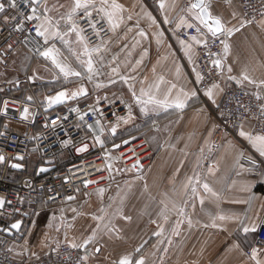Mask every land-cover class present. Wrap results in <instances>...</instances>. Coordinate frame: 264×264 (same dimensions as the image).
Returning a JSON list of instances; mask_svg holds the SVG:
<instances>
[{
    "label": "crops",
    "instance_id": "obj_1",
    "mask_svg": "<svg viewBox=\"0 0 264 264\" xmlns=\"http://www.w3.org/2000/svg\"><path fill=\"white\" fill-rule=\"evenodd\" d=\"M54 2L48 0L49 7ZM65 2L60 0V3ZM194 2L166 0V7L161 9L160 0L151 9L142 0H118L127 10L123 14L125 23L112 32L111 38L130 37L135 47L136 41L142 37L144 45L140 54L145 50L148 53L144 56L143 65L139 66L141 73L134 80L131 79L134 84L136 81L139 84L137 95L144 88L158 100L167 98L171 101L183 88L189 93L195 90L196 96L190 97L182 110L169 108L166 111H152L154 106L148 105L150 111L144 115L140 111L141 106L137 103L134 105L132 120L135 123L143 122L144 125L149 122L147 124L150 126L158 122L160 125L158 131H149L148 134L155 151L152 162L141 175L124 171L123 180L126 181L119 187L105 188L102 197L97 190L81 192L69 203L47 212L48 223L51 224L49 228L64 230V233L53 235L52 248L48 252L62 242L81 244L95 232L91 243L77 248L94 264H116L129 254L133 264L141 258L144 264H254L248 252L255 247L258 231L264 221V156L240 135L241 130L251 134L252 125L249 122L240 126L237 137L219 134L214 111L223 101V86L210 88L212 98L205 94L207 91L203 97L197 93L196 72H199V67L196 47L199 44L193 40L186 42L191 45L190 53H186L178 32L188 27H177L181 18H185L201 28V33L196 36L198 39L210 37L207 29L194 19L198 10L188 11ZM210 3L213 15L220 16L226 27L234 29L231 36H223L230 46L227 57L224 58V53L221 57L223 85H232L254 96L259 93L264 99V87L257 88L247 81L238 84L236 80L229 79L230 76L239 79L244 71L257 82L264 79V16L256 26L246 25L237 2L210 0ZM148 14L155 18V24ZM128 15L132 16L131 20L127 19ZM165 17L168 23L164 22ZM140 31L145 35L141 36ZM160 32H163L162 36L158 35ZM131 50L128 48V52ZM156 52L157 56L151 60V54ZM31 59L25 51H20L6 66L0 64V94L21 90L22 83L27 79L38 88L45 84L31 66ZM132 59L128 70L136 68L135 57ZM228 66L232 67L231 73L227 71ZM106 68L111 69L107 63L103 69ZM106 70L102 71L97 83L108 85L110 77L117 81L120 73L117 76ZM128 75L131 77V72ZM35 78L38 82L34 83ZM253 160L255 165L251 162ZM194 175L200 183L189 185L186 193L184 185ZM203 183H208L217 195L205 192ZM193 186L197 188V194L191 198ZM201 198L204 199L203 206L200 204ZM181 208L184 215L180 214ZM218 216L225 219H216L217 227H211L213 218ZM188 218L193 222L191 228ZM177 221H180L179 236L173 235ZM253 224L257 226V231L245 234L243 228ZM161 227V235H155ZM24 233L22 226L21 232L14 236L15 240L24 237ZM97 247L101 249L100 252H95ZM143 248L145 250L138 256ZM260 258L264 259V250Z\"/></svg>",
    "mask_w": 264,
    "mask_h": 264
},
{
    "label": "built area",
    "instance_id": "obj_2",
    "mask_svg": "<svg viewBox=\"0 0 264 264\" xmlns=\"http://www.w3.org/2000/svg\"><path fill=\"white\" fill-rule=\"evenodd\" d=\"M159 1L142 0L151 9H154ZM233 1L241 6L246 25L256 26L263 18L264 0ZM18 3L19 11L25 15L30 14L24 0H18ZM4 15L16 16L19 20V12L14 9L0 14V64L6 66L20 51H25L34 59L43 58L40 52L50 45H44L42 38L36 37L33 27L36 21H25L23 28L17 30V21L10 20L5 23L2 18ZM86 34L91 37L89 46L100 42L97 37L91 35L90 29ZM197 35L195 26L183 28L178 32V38L187 43L191 42V37ZM101 36L106 42L111 38L112 32H102ZM221 39L225 40L223 36L212 38L210 34L207 47L203 43L196 47L199 72L203 77L196 84L197 93L203 97L213 84L223 86V101L214 111L219 134L237 137L240 126L249 122L253 136L264 135V111L261 110L264 99H257V96L232 85L224 86L220 68L211 62L221 58L224 53ZM209 52L214 55L210 57ZM105 97L107 100L103 97L98 103L97 99L86 102L76 100L61 109L49 108L46 104H28L3 98L0 106V154L6 159L0 163V197H3L6 203L4 208L0 209L2 228L5 226V229H8L13 223L23 220L30 212L40 208H54L72 201L67 199L68 196L75 199L81 192L104 188L119 180L121 172H145L155 154L152 146L146 137L137 140L131 137L117 139L111 128L117 124L118 117L128 116L129 109L126 104L117 100L116 95ZM5 102L7 111L4 108ZM24 108L29 110L28 119L22 118ZM84 113L87 115L80 120L79 117ZM52 120H56L55 125L51 124ZM97 120L103 125V130L101 124L96 123ZM89 124L92 125L91 130L87 128ZM159 126V123L155 122L150 129L158 131ZM95 136L104 141L103 146L95 141ZM69 140L71 143H65ZM125 140L130 143L125 145ZM85 143L88 150L78 152L77 148ZM117 144L120 145L119 148L114 147ZM19 155L24 159H15ZM32 161L37 164L35 171L27 173V167ZM137 161L142 167L133 168ZM14 163L22 164L23 167L14 169L11 166ZM108 164L112 165L111 172L107 168ZM40 168H47L48 171L40 172ZM88 180L94 183L85 186ZM11 240L0 231V264H94L83 259V254L71 248L68 243L60 244L36 260H18L12 255ZM255 247L264 250V221L258 231ZM248 254H251V250Z\"/></svg>",
    "mask_w": 264,
    "mask_h": 264
},
{
    "label": "snow or ice",
    "instance_id": "obj_3",
    "mask_svg": "<svg viewBox=\"0 0 264 264\" xmlns=\"http://www.w3.org/2000/svg\"><path fill=\"white\" fill-rule=\"evenodd\" d=\"M25 4L30 9V14L25 15L22 11H19L20 5L18 3V0H0V14L6 13L9 9H14L19 12V20H17L16 16L9 17L7 15H4L3 21L5 23H8L10 20L17 21L15 24V27L17 30H20L23 28L24 22H32L36 21V23L33 25L35 29V35L36 37L42 38L44 45H49L50 41L51 46L46 47L44 51L40 52V55L43 56L46 59L51 60L52 64L55 65L56 68L59 69V72L63 74V77L67 80L69 77H78L81 79H87L89 82L94 83V87L96 89L107 87L108 85L103 82H95V78L100 75L99 69L97 68V63L103 61V56L100 55L98 57V61H94L93 55L94 54H100L102 51L106 50V42L104 41L103 37L101 36L102 32H115L122 24L125 23V17L124 13L127 11L125 7L118 3V0H66L65 3H60V0H55L54 3L49 7L48 0H24ZM166 7V0H161L160 8L163 9ZM61 9H64V11H61ZM42 10V11H41ZM193 10H198L195 12L194 19L199 22L200 25H203L204 28L207 29V32L211 34L212 38H218L219 36H231L233 34L234 29L226 27L225 22L222 20V18L218 15H213L211 11V3L210 0H197L196 3L191 4L190 8L188 9L189 12H192ZM52 13H56V15H53ZM95 14V16H94ZM149 15V19L152 20V23L155 24V18L151 17V14ZM235 15V14H233ZM128 20L132 19L131 15L127 16ZM82 22H84V26H82ZM164 22L168 23V18L165 17ZM247 23V22H245ZM107 25V27H105ZM180 26H186L188 28H192L195 25L188 22L185 18H181L180 24L177 25V27ZM91 30V35L95 36L99 39L98 44H93L91 47L89 46L91 43V37L87 35V31ZM238 31L239 29H235ZM197 33H201V28L196 27ZM75 34V44L79 45L82 48V54L79 52H76L75 49L71 47L73 41L69 39L70 36ZM141 36H144L145 33L143 31H140L139 33ZM159 36L163 35V32H160L158 34ZM191 40L195 41L197 44L203 43L205 47L208 45V38L207 36H203L202 39H198L196 36L191 37ZM56 41H59L61 44L68 47V50L72 52L76 59L79 61L80 66L85 69V72L82 74L81 71H77L75 68H73L69 63H67L66 60L61 59V52L60 49L56 47ZM39 43V41H37ZM159 42V41H158ZM214 42V40H213ZM180 43L185 47L186 53H190L191 45L187 44L185 41L181 40ZM220 43L223 44V52H224V58L227 57L230 46L227 43L226 40L221 39ZM11 47V45H9ZM39 51V49H37ZM147 51L145 50L141 60L137 61V65L142 62L143 57L147 56ZM81 55L83 57H86V59H82ZM214 55L213 53L209 52V56L211 57ZM218 55V54H215ZM189 60H191V55L189 54ZM212 64H214L217 68H223L222 65V59L217 58L213 59ZM133 71L136 69L133 68ZM193 71L195 72L196 69L193 68ZM227 71L229 73L232 72V67L228 66ZM112 73H115L119 75L118 68H112ZM31 79V78H30ZM120 79L128 85L129 91L131 92L132 98L135 100L137 104H139L140 111L147 115L150 111L148 105H153L152 111H157L159 109L167 110L169 108H175L177 110H182L186 106V102L190 97L196 96V91L192 90L190 93L186 92L183 88L180 89V92L176 95L174 99L169 101L167 98L163 101L156 99L154 96L150 95L148 91H145L144 88L140 89V94L137 95V92L135 90V85L132 83H129L130 79H134L132 77L126 76V75H120ZM203 77L199 72H196V80L199 82L202 80ZM229 79L236 80L238 84H243L245 81H247L249 84L256 85L257 88L264 87V79H261L259 82H257L255 79L251 78L247 71H244L239 79L235 76H230ZM108 83H116V80L113 78H109ZM173 88H175V85H172ZM213 88H218V85L213 84ZM209 98H212L213 93L212 90L209 89L205 93ZM88 90L86 87L81 85L77 90L69 92V91H61L57 93L54 97H48L47 98V105L48 107H52L56 104H61L69 99H74L79 96H87ZM169 96H171V91H169ZM257 99H261L259 93H256ZM144 97H147V99H144ZM31 100V97L28 98ZM99 97H97V103L99 102ZM105 100H107V97H104ZM215 102V101H213ZM5 111H7V102L4 104ZM129 114L128 117H118L119 120H123L125 123H127L129 120L133 119L132 117V108L131 105H128ZM261 110L264 111V105H261ZM74 111H79V109H74ZM84 115H87V113H84L79 118L80 120L84 119ZM103 115V113H101ZM29 116V110L28 108H24L22 113L23 119H28ZM57 119H60V117H57ZM97 124H101L99 120L96 121ZM52 125L56 124V120L51 121ZM87 128L91 130L92 125H87ZM101 130H103V125L101 124ZM117 131V126H113L111 128V132L115 134ZM240 135L248 139L252 145L256 148V150L259 152L261 156H264V135H255L253 136L250 133H247L243 130H241ZM95 141L99 143L101 146H103L104 141L100 139L99 136L94 137ZM65 143H71V141H66ZM125 145L129 144L130 141L125 140L123 141ZM114 147L119 148L120 145H114ZM88 150V145L85 143L82 147L77 148L78 152H85ZM6 157L3 154H0V163H3L5 161ZM17 160H23L24 157L22 155H19L15 157ZM253 165H255V161H251ZM13 168H22L23 165L19 163H14L11 165ZM138 166L142 167V165H139V161H137L135 164H133V168H137ZM107 168L111 172L112 165L108 164ZM48 171L47 168H40V172H46ZM97 171H103V169H97ZM94 181L88 180L86 181V185L92 184ZM98 183V181H96ZM200 181L195 175L193 177H189L187 180V183L184 185V191L187 193L189 190V185L199 184ZM146 187V185H145ZM203 189L205 192L211 193L213 196H216L217 193L213 191V189L209 186L208 183H203ZM105 188H98L97 194L99 196H103L105 192ZM79 191V189H77ZM192 197L194 198L197 194V188L193 186L191 188ZM68 200H73V196H68ZM5 199L3 197H0V209H3L5 206ZM7 203H11V201H7ZM200 204L203 206L204 199H200ZM194 207V205H193ZM75 211V209H73ZM103 211V209H101ZM180 214L184 215V209H180ZM94 219H100L99 217H93ZM55 219V217H53ZM224 220V216H218L213 218V222L211 224V227H217L215 220ZM165 221H167V217L165 216ZM189 228L193 227V222L191 218H188L187 220ZM179 226L180 221H177L176 223V229L173 231V235L179 236ZM205 227H208L209 225H204ZM49 227H51V224H49ZM12 229H19L20 228V222L17 221L16 223H13L11 225ZM257 226L255 224L251 226H245L243 228V232L245 234L249 232H256ZM163 232V228H160V231L154 233L155 235L159 236ZM95 236V232L93 233V236L89 239L83 241L81 244H77L76 242H71L70 247L73 249L86 247L89 243L92 242V239ZM171 243V241H169ZM101 249L97 247L95 249V252H100ZM136 251H139L137 249ZM261 248L259 247H253L251 250V255L249 257L250 260L254 261V264H264V259H261ZM83 259L87 260L88 257L85 256ZM116 264H133L132 256L125 255L122 258L119 259V261L116 262ZM135 264H144L143 258L135 261Z\"/></svg>",
    "mask_w": 264,
    "mask_h": 264
},
{
    "label": "rangeland",
    "instance_id": "obj_4",
    "mask_svg": "<svg viewBox=\"0 0 264 264\" xmlns=\"http://www.w3.org/2000/svg\"><path fill=\"white\" fill-rule=\"evenodd\" d=\"M70 40L73 41L71 47L75 49L76 52H79L82 54V48L75 44V34L69 37ZM56 47L60 49L61 52V59H64L69 63L73 68H75L77 71H81L83 74L85 72V69L80 66L79 61L76 59V56L68 50V47L61 44L59 41H56ZM51 46V43H49ZM106 50L102 51L100 54H94L93 59L94 61H98V57L100 55L103 56V61L97 63V68L99 69L100 74L102 71L106 70L107 73H112L113 66L117 67L120 75L124 74L126 76H129V72H131L132 78H137L139 74L141 73L142 69L139 68L143 65L144 57L141 63L137 65V61L141 60V57L143 54L141 49L144 45V39L141 37L139 40L136 41L135 47L130 42V37L127 36H117V38H110L108 41H106ZM91 47V46H90ZM128 48L131 50L128 52ZM135 51V52H134ZM133 56L135 57L134 63H135V71L128 70L127 66L131 65L133 63ZM157 56L156 53L151 54V60H153ZM82 59H86V57H83L81 55ZM32 61V67L36 73L40 76L41 81L45 82L44 85H42L40 88H38L37 85L33 84L29 79L27 81H24L21 85V90H14L13 93L9 94H0V106L2 104L3 98H11L19 102H24L28 104H46L47 105V98L48 97H54L57 95V93L61 91H75L77 90L81 85L87 88L88 95L87 96H79L74 99H69L63 103H72V100H79L81 102H86L94 99L103 98L105 96H111L116 95V98L119 102L126 104L127 106L130 104L132 108V114L134 112V105L136 104L135 100L132 98L131 92L129 91L128 85L125 84L122 80H120V75L117 78L116 83L108 84L107 87L96 89L94 87L93 82H89L86 78L81 79L78 77H69L67 80L63 77V74L59 72V69L55 67V65L52 64L51 60L46 58H40ZM107 63V66H110V68L103 69L105 67V64ZM103 66V68H101ZM38 67V68H37ZM103 69V70H102ZM113 75V74H112ZM111 75V76H112ZM112 78V77H111ZM100 75L95 78V82L99 81ZM132 79V80H134ZM131 79L129 80V83H133ZM37 81V78L34 79V83ZM38 82V81H37ZM37 84V83H36ZM135 88H139V84L136 81L134 84ZM138 89L136 90V92ZM31 97V100L28 98ZM56 104L52 107H55L57 109H61L64 106H67L65 104ZM128 117V116H127ZM125 117V118H127ZM3 121H1L2 123ZM149 122H146V124L143 125V122L135 123L134 120H129L127 123H125L123 120L117 121V131L115 133V136L117 139L122 138H133L134 140L140 139L142 137H146L148 142L151 144L150 137H148L149 131H152L150 127L153 125V123L148 126L147 124ZM153 148V146H152ZM154 150V148H153ZM155 153V151H154ZM155 155V154H154ZM37 164L32 161L30 165H28L27 173H33L35 171V167ZM0 167V172H1ZM125 172L120 173L119 180L109 183L104 188H111L112 186L119 187L120 184H123L126 180H123ZM133 173V172H132ZM144 173V172H143ZM142 173V174H143ZM134 174V173H133ZM141 175V174H136ZM70 202V201H69ZM67 202V203H69ZM65 203V204H67ZM63 204V205H65ZM60 205V206H63ZM57 206V207H60ZM57 207L54 208H40L34 212H30L26 217H24L23 221V229L25 231L24 237L15 240V238H11V245L10 249L12 251V255L18 259V260H36L39 257H41L44 253L48 252L52 248V238L55 233L61 234L64 233V230L58 229V224L55 223L56 229L51 230L49 228L48 223V213L55 210ZM40 215V217H39ZM20 221V220H19ZM25 226V227H24ZM2 227V225H0ZM5 229V226L3 227ZM6 230V229H5ZM30 232V234H29ZM29 234V235H28ZM8 236V235H7ZM21 237V236H20ZM26 237H28L26 239ZM62 242L61 244H63ZM60 245V244H59ZM145 250V248L141 249L138 256L142 254V252ZM80 252V251H79Z\"/></svg>",
    "mask_w": 264,
    "mask_h": 264
},
{
    "label": "water",
    "instance_id": "obj_5",
    "mask_svg": "<svg viewBox=\"0 0 264 264\" xmlns=\"http://www.w3.org/2000/svg\"><path fill=\"white\" fill-rule=\"evenodd\" d=\"M197 0H195L194 3H196ZM14 169H21V168H14ZM20 228L19 229H12L11 226L8 229H4L2 227H0V231L3 232L4 234L10 236V237H14L16 234H19L21 232L22 226H23V221L20 220Z\"/></svg>",
    "mask_w": 264,
    "mask_h": 264
}]
</instances>
